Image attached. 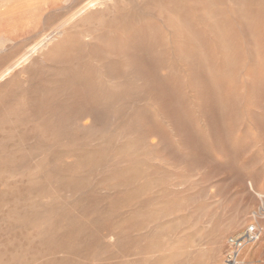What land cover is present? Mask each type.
<instances>
[{"label": "rangeland", "instance_id": "rangeland-1", "mask_svg": "<svg viewBox=\"0 0 264 264\" xmlns=\"http://www.w3.org/2000/svg\"><path fill=\"white\" fill-rule=\"evenodd\" d=\"M6 1L0 264H264V0Z\"/></svg>", "mask_w": 264, "mask_h": 264}, {"label": "bare ground", "instance_id": "bare-ground-1", "mask_svg": "<svg viewBox=\"0 0 264 264\" xmlns=\"http://www.w3.org/2000/svg\"><path fill=\"white\" fill-rule=\"evenodd\" d=\"M33 0H29L28 2H32ZM37 1V0H34ZM39 1H45V0H39ZM69 1V0H68ZM102 0H90L89 2L86 3L84 7H82L78 12H75V15L82 12L83 10H86L88 8H91L95 5L102 4ZM9 8L8 2L6 0H0V12H5ZM73 15V16H75ZM72 16V17H73ZM75 18V17H74ZM73 18V19H74ZM38 27V26H37ZM51 36V35H50ZM48 37V36H47ZM9 40L6 36L0 34V53L4 51V49L7 47L6 42ZM48 39H44L43 41L39 42L35 47H33L30 51H26L23 53L16 61L11 62L5 70H3L0 73V80L4 79L7 76H10L12 72L16 69L21 67L22 65L25 64V62L30 61V59L33 57V52L40 48L41 46H44L45 41ZM12 41V40H11ZM32 52V53H31ZM250 251V250H249ZM238 262V261H237ZM233 264V263H232Z\"/></svg>", "mask_w": 264, "mask_h": 264}, {"label": "built area", "instance_id": "built-area-1", "mask_svg": "<svg viewBox=\"0 0 264 264\" xmlns=\"http://www.w3.org/2000/svg\"><path fill=\"white\" fill-rule=\"evenodd\" d=\"M258 236H259V229L255 225H252L245 230L242 236L238 238V240H236L235 243L238 246H242L243 244H247L255 241L258 238Z\"/></svg>", "mask_w": 264, "mask_h": 264}]
</instances>
